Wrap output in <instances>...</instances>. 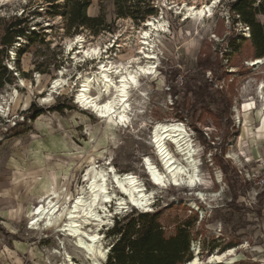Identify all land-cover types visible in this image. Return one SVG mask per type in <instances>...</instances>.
I'll return each instance as SVG.
<instances>
[{"label":"rangeland","instance_id":"rangeland-1","mask_svg":"<svg viewBox=\"0 0 264 264\" xmlns=\"http://www.w3.org/2000/svg\"><path fill=\"white\" fill-rule=\"evenodd\" d=\"M101 1L106 20L113 27L98 36L80 32L84 50L96 46L103 52L101 61L108 58L112 64L122 63L129 70L144 66L147 61L142 59L138 43L143 23L116 20L112 0ZM147 1L155 8V14L145 21L159 18L165 22L166 30L152 38L156 58L150 63L155 69L150 75L139 77V86L129 101L131 120L127 128L112 119L98 120L77 105L80 77L97 72V61L82 58L79 45L73 42L77 35L64 36L59 17L47 18L44 9L39 8L41 17L34 19L31 30L39 33L43 29L48 45L36 42L17 57L18 47H27V41L20 39L8 51L9 61L4 63L13 71L14 80L0 91V264H59V255L65 253L77 264H89L72 248V240L53 231L29 230V212L39 206L42 195L67 202L68 207L86 189L87 179L96 168L107 173L113 170L112 174L118 175L133 174L147 192H154L149 211L161 213L159 222L167 237L181 223L195 220L189 235L192 256L197 250L199 258L205 261L209 255L233 249L235 256L221 264H264V205L257 203L252 179L257 164L239 150L237 140L243 117L256 110L264 112V62L251 66L252 61L259 59H246L245 53L233 58L237 61L234 67H228L223 59L226 74L217 71L210 75L198 69L197 58L202 52L211 53L214 59L219 45L218 56L222 59L224 52L231 51L230 39L249 37L247 28H232L229 0H217L214 6V0ZM90 2L87 15L95 17L100 0ZM28 5V0H0V19L8 21L19 16L24 9L28 10ZM191 6H212V12L195 24L184 19V7ZM259 20L264 23V18ZM3 23L0 21V36ZM186 75L212 80L214 89L233 92L228 114L218 121L205 116L198 123L199 111L195 115L187 113L191 94L181 91ZM57 79L61 81L53 88ZM261 87L263 98L256 92ZM251 101L253 109L244 112V106ZM57 106L63 109L49 111ZM38 109L44 113L35 116ZM180 113L184 115L183 121L177 118ZM228 118L231 127L227 125ZM158 122H180L185 126L199 170L200 185L196 191L169 185L158 189L145 174L144 157L162 170L151 145L152 129ZM111 180L108 174L109 183ZM195 192L204 194L205 200L196 197ZM191 202L195 209L189 206ZM114 209L115 205L108 209L113 213L112 219L98 232L107 250L115 242L107 237L114 220L136 211L128 207L114 215ZM130 217L137 219L138 215ZM60 222L55 221L54 226Z\"/></svg>","mask_w":264,"mask_h":264},{"label":"bare ground","instance_id":"bare-ground-1","mask_svg":"<svg viewBox=\"0 0 264 264\" xmlns=\"http://www.w3.org/2000/svg\"><path fill=\"white\" fill-rule=\"evenodd\" d=\"M216 2L217 0H214L212 6ZM212 6L184 7V19L198 24L200 19L212 12ZM143 26L144 29L138 33V43L142 59L147 62L137 70H129L122 63L118 66L114 65L108 58L106 61H101L103 52L100 48L95 46L84 50V39L80 35H77L73 41L79 45L81 50L79 53L82 58L97 61V72L80 77L81 82L76 103L83 110L92 112L98 120L112 119L117 125L124 128H127L130 122L131 104L129 101L132 92L139 86V77L150 75L155 69L150 63L156 58L153 52L155 42L152 38L158 37L166 30L165 22L159 18L148 19L143 23ZM263 62L262 60L252 61L251 66H260ZM60 81V79L55 80L53 88H56ZM92 88L94 93L91 91ZM261 90L262 87L259 90L256 89V92L263 98ZM253 106L254 101H251L244 106V109ZM151 145L162 167L160 171L149 158L144 157L142 166L151 184L158 189L169 185L196 191L194 189L200 185L199 170L185 126L180 122H158L152 129ZM232 157L236 159L235 155ZM112 172L114 171L112 170ZM112 172L107 173L104 169L96 168L92 177L87 179L86 189L76 196L68 207L66 206L67 202H58L53 196L42 195L39 206L32 208L29 212L31 216L29 230L53 231L63 238L72 240L70 243L73 245L72 248L79 251L82 254L80 258L87 260L89 264H103L108 250L103 248V236L98 232L102 227L108 226L112 219L113 213H110L108 209L115 205L114 215L128 207L139 209L142 212H150L151 201L155 196L154 192H147L133 174L118 175L112 174ZM108 174L111 175V183L108 181ZM110 184H113L112 188ZM85 192H87V196ZM194 195L200 200H205V195L201 192H195ZM189 206L193 209L196 208L193 202ZM55 221H61L57 227L54 226ZM60 245L62 247V244ZM235 253V250L228 249L223 253L209 255L205 261H202L198 251L194 250L192 259L185 264H221L235 256ZM59 256L62 259L59 264H77L66 253Z\"/></svg>","mask_w":264,"mask_h":264},{"label":"trees","instance_id":"trees-1","mask_svg":"<svg viewBox=\"0 0 264 264\" xmlns=\"http://www.w3.org/2000/svg\"><path fill=\"white\" fill-rule=\"evenodd\" d=\"M28 10L24 9L18 16L14 15L2 25L0 36V91L5 85H12L13 76L5 61H9V50L14 44L25 39L27 47L20 45L15 51L20 57L27 52L28 47L38 42L42 46H47L44 42L45 33L40 30H31L36 17H41L39 8L44 9L47 18H60L63 25L64 36L72 37L82 31H87L93 36H98L103 31H110L113 23L109 24L104 13L102 1L99 3V14L95 17L87 15V10L91 5L90 0H28ZM113 16L118 19H130L135 24L144 23L145 19L155 14V8L147 0H112ZM231 18L232 28L235 25L243 26L249 30V37H239L230 39L228 48L230 53L224 52V58L219 59L220 47L217 45V53L212 59L211 53L202 52L197 58V67L203 73L210 75L217 71H223V59L228 67H234L237 61L234 57H241L246 53L245 58L254 60L264 58V23L260 18H264V0H229L227 5ZM239 41V42H238ZM247 52H244V50ZM17 63V61H16ZM19 68V66L17 65ZM184 94H191L190 108L187 113L196 114L198 111V123L206 116L218 121L223 114H228L232 106L233 92L222 89H214L212 80L203 81V77L186 75L184 85L181 90ZM63 107L57 106L49 111L60 112ZM42 109L36 110V115L43 114ZM177 118L183 121V113ZM221 116V117H220ZM215 121V122H216ZM228 127L233 124L227 119ZM196 130V128H194ZM198 132V131H197ZM200 133V132H198ZM258 205H264V188L257 195ZM134 214L137 219L131 218ZM160 212L139 213L132 211L121 219L114 220L112 228L108 230L107 237L115 242L110 246L105 264H185L192 259L189 250L190 228L193 222L185 221L178 225L174 234L167 237L161 223L159 222ZM126 224H123L124 222ZM210 249H215L211 247ZM222 253V252H220Z\"/></svg>","mask_w":264,"mask_h":264},{"label":"crops","instance_id":"crops-1","mask_svg":"<svg viewBox=\"0 0 264 264\" xmlns=\"http://www.w3.org/2000/svg\"><path fill=\"white\" fill-rule=\"evenodd\" d=\"M250 109L253 107L244 109V112ZM255 113L252 112L243 117L237 138L239 150L243 151L246 158L254 162L264 160V112L256 110Z\"/></svg>","mask_w":264,"mask_h":264},{"label":"built area","instance_id":"built-area-1","mask_svg":"<svg viewBox=\"0 0 264 264\" xmlns=\"http://www.w3.org/2000/svg\"><path fill=\"white\" fill-rule=\"evenodd\" d=\"M256 168L253 173V182L255 186V191L259 194L260 192L263 191L264 188V160H258L255 161Z\"/></svg>","mask_w":264,"mask_h":264},{"label":"water","instance_id":"water-1","mask_svg":"<svg viewBox=\"0 0 264 264\" xmlns=\"http://www.w3.org/2000/svg\"><path fill=\"white\" fill-rule=\"evenodd\" d=\"M259 60H263V59H259ZM256 65V64H255ZM108 252H109V249H108V251H107V256H108ZM107 256H106V260H107ZM106 260H105V262H106ZM104 262V263H105Z\"/></svg>","mask_w":264,"mask_h":264}]
</instances>
